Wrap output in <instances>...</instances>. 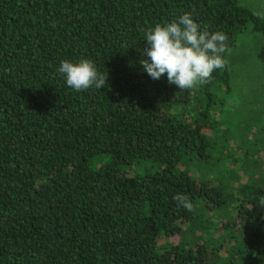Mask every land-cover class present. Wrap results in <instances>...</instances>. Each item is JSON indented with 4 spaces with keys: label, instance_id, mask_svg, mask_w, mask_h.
Returning <instances> with one entry per match:
<instances>
[{
    "label": "trees",
    "instance_id": "obj_1",
    "mask_svg": "<svg viewBox=\"0 0 264 264\" xmlns=\"http://www.w3.org/2000/svg\"><path fill=\"white\" fill-rule=\"evenodd\" d=\"M185 12L228 47L181 91L140 60L146 29ZM247 32L264 62V17L240 0H0V264H264V156L244 153L257 176L236 198L213 117ZM81 58L104 88L67 86L60 62Z\"/></svg>",
    "mask_w": 264,
    "mask_h": 264
},
{
    "label": "clouds",
    "instance_id": "obj_2",
    "mask_svg": "<svg viewBox=\"0 0 264 264\" xmlns=\"http://www.w3.org/2000/svg\"><path fill=\"white\" fill-rule=\"evenodd\" d=\"M144 37L147 46L142 49L140 60L143 70L153 80L166 74L168 83L181 91L191 90L199 82H210L215 70L227 66L223 58L228 47L227 35L221 31L209 32L207 26L202 28L191 13L185 12L171 22L147 28ZM57 71L76 92L107 85V71L99 72L89 58H81L78 63L62 60ZM173 199L177 207L193 209L186 194H177ZM259 205L264 207V195L259 197Z\"/></svg>",
    "mask_w": 264,
    "mask_h": 264
},
{
    "label": "rangeland",
    "instance_id": "obj_3",
    "mask_svg": "<svg viewBox=\"0 0 264 264\" xmlns=\"http://www.w3.org/2000/svg\"><path fill=\"white\" fill-rule=\"evenodd\" d=\"M240 2L264 17V0ZM262 44L263 38L256 33L247 32L238 36L236 45L228 53L231 89L223 94L222 108L213 114L221 128L228 133L229 154L223 171L238 199L240 186L251 185L254 181L252 178L256 179L257 176L250 174L253 166L245 162L247 157H244V153L248 152L257 159L264 156V62L257 58V51ZM204 130L212 138L219 136L209 128ZM230 154L233 156L229 158ZM233 158L238 160L233 161ZM222 164V161L217 162L218 168ZM235 171L237 175L233 174ZM191 172L196 176L200 175L195 167L191 168ZM187 226L184 225L183 228L186 229ZM198 232L186 233V236L190 238ZM178 239V235L173 237L174 241Z\"/></svg>",
    "mask_w": 264,
    "mask_h": 264
}]
</instances>
